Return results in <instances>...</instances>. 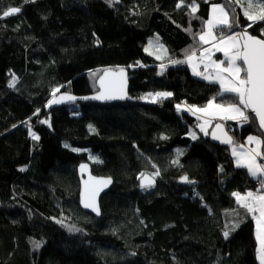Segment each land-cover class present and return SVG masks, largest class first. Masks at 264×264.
<instances>
[{"label": "trees", "instance_id": "obj_1", "mask_svg": "<svg viewBox=\"0 0 264 264\" xmlns=\"http://www.w3.org/2000/svg\"><path fill=\"white\" fill-rule=\"evenodd\" d=\"M178 3L0 0V264H260L253 214L232 195L255 192L259 182L234 164L230 149L264 136L257 121L228 120L234 144H213L218 121L202 134L200 118L187 109L236 97H218V83L171 61L204 48L199 36L210 5L223 6L257 38L264 22L248 27L239 4L228 0H195V13L193 0ZM9 7L21 11L3 17ZM148 40L166 48L162 60L145 50ZM120 67L129 81L124 103L45 110L59 92L87 95L104 69ZM160 91L172 95L145 100ZM82 162L113 180L100 198V218L78 203ZM142 173L154 179L151 187H141Z\"/></svg>", "mask_w": 264, "mask_h": 264}, {"label": "snow or ice", "instance_id": "obj_2", "mask_svg": "<svg viewBox=\"0 0 264 264\" xmlns=\"http://www.w3.org/2000/svg\"><path fill=\"white\" fill-rule=\"evenodd\" d=\"M230 2H236L240 4L246 3L248 9H253L258 7L259 11L253 13L248 9L244 10V16L251 22L248 27H252L256 22H264V0H230ZM183 0H180V3L177 4L179 8ZM214 9H218L220 12V17L216 20H208L205 23L209 26L208 32L201 33L199 39L203 43H209V39H215L213 37V29H219L223 33L224 29L227 28L231 30L234 27H239V24L235 21V18L229 19L228 12L225 11V8L221 5H213ZM197 10L195 6V0L191 6V11L195 13ZM21 11L18 7H9L7 10L3 11V17L10 16L12 14L19 13ZM262 37L257 38L255 36L247 34V32L240 33H230L223 34L220 36L215 47L217 51H223L226 57V67L222 65L225 61L220 60H211V54L208 55V59L211 60V65L215 68L214 75H204L201 72L196 71L198 65L193 66V74L203 76V79L208 80L210 83H218L220 91L217 93V96H222L223 94L230 93L236 97V101H228L225 103H217L216 97L209 99L207 104L203 108H198L195 105H191L187 110L192 112H202L211 116H219L222 120H235L240 123L241 126L257 121L259 128L264 130V29L261 30ZM240 36L244 38L243 45L240 44L239 40L235 37ZM99 43V41H97ZM163 48V45H160ZM147 51V49H145ZM207 51V50H204ZM195 50H185V60H172V64H183L188 62L190 66L193 58L195 57ZM159 58V57H158ZM204 59L203 53H201V60ZM237 61H242V65L238 64ZM163 67V66H162ZM209 64L204 65V70L207 72ZM121 74L124 73V69H120ZM244 75H241V74ZM226 74V75H225ZM103 80V77L101 78ZM14 82H9V87H13ZM59 89H54L53 92H57ZM153 97V102H156V98H167L172 95L170 92H157L155 94H149ZM123 99L121 96L113 95H99L91 97V99ZM74 100L75 97L70 95H65L60 98L58 101H49V105L52 103H59L63 100ZM84 99H88L85 97ZM177 111L181 110V106L177 105ZM248 110V111H246ZM39 112V109L37 110ZM44 121H42L43 123ZM207 123V121H206ZM91 129V125L89 126ZM216 129H221L222 138L217 136L215 132L213 133V139H220V142L223 144H234L233 137L229 136L226 132H223V126L220 124L216 125ZM94 131V129H92ZM201 131H204V126H201ZM192 136V139H197L196 135L192 132L189 133ZM205 135L207 133L205 132ZM34 139L38 137L33 134ZM248 143L256 142L264 147V140L256 136H248ZM75 151V149H73ZM178 155L182 154L180 150H177ZM233 155L238 156L239 158L236 161L237 167H245L248 174L257 179L260 183L261 189H264V162L257 163V158H260L264 161V152L258 151L256 149H249L245 153H237L236 149L233 148ZM95 159V158H93ZM241 159L245 163H241ZM177 161H174L176 163ZM85 167L81 165V168ZM23 170V169H22ZM158 175V173H156ZM143 176V173L141 174ZM182 180L188 183H194L190 181L187 177H182ZM106 181L105 183H109ZM152 186V181L149 180L148 183L141 181L142 188H148ZM233 197L236 198V203L245 208L247 213L253 214V219L257 220L258 227L261 229V233L258 234L257 239L261 244V248L258 249V252L264 251V194H260L258 190L256 193L247 192L243 196L238 192L232 193ZM82 203L83 199H82ZM84 207H91L97 215L100 214L99 208L94 204L84 203ZM259 211L260 217L255 216V212ZM235 227H238V223L233 225V230ZM69 231H80L74 226L69 227ZM225 238L229 236V232H224ZM34 247H39L40 243L33 241ZM261 264H264V255L260 256Z\"/></svg>", "mask_w": 264, "mask_h": 264}, {"label": "water", "instance_id": "obj_3", "mask_svg": "<svg viewBox=\"0 0 264 264\" xmlns=\"http://www.w3.org/2000/svg\"><path fill=\"white\" fill-rule=\"evenodd\" d=\"M230 1V0H228ZM247 32L246 30L242 29L240 26L237 27V32ZM249 34V32H247ZM250 35V34H249ZM240 43L243 45L244 38L240 37ZM242 65V61H240ZM120 69H124V73L121 74ZM103 77V80L101 78ZM95 87L96 90L84 95V96H75L71 93L66 92H59L55 96H53L50 100L58 101L62 96L70 95L72 97H75L74 100H63L59 103H52L49 105V101L45 106V110L49 112L52 108L55 107H61V106H70L79 102H90V103H97V104H111V103H124L128 99V88H129V81H128V73L125 68H106L104 69L96 78L95 80ZM113 95V96H123V99H91V97L99 96V95ZM87 97L88 99H84ZM220 124L223 126V132H226L229 136L230 133L226 130L225 125L219 121L217 122L210 131L209 138L210 141L218 146H224V147H231L229 144H223L220 142V139H213V133L217 136H220L222 138V132L221 129H216V125ZM258 124V122H257ZM259 127V125H258ZM260 132L264 136V130H261L259 128ZM81 165H84L85 167L81 168ZM78 182H79V190H78V203L82 211L89 213L90 215L100 218L101 216V209H100V198L108 192V190L113 185V180L110 176H99L92 174L91 167L89 163L82 162L77 165L76 167ZM144 181V183H148L149 180L152 181V185L154 184V179L151 178L148 175L142 176L140 178V184L141 181ZM106 181H110L109 183H105ZM82 199L84 203L88 204H94L96 207L99 208L100 214L97 215L96 212L92 210L91 207H84V203H82Z\"/></svg>", "mask_w": 264, "mask_h": 264}, {"label": "rangeland", "instance_id": "obj_4", "mask_svg": "<svg viewBox=\"0 0 264 264\" xmlns=\"http://www.w3.org/2000/svg\"><path fill=\"white\" fill-rule=\"evenodd\" d=\"M239 4V6L241 7V11H242V13L244 14V10L245 9H248V5L246 4V3H244V4H240V3H238ZM249 11H251V12H253V13H256V12H258L259 11V8L258 7H254L253 9H248ZM220 12H219V10L218 9H214L213 8V5H210L209 6V9H208V15H207V20L206 21H208V20H210V19H212V20H216L218 17H220ZM229 16V15H228ZM209 28V26L205 23L204 24V30H203V32L204 31H206V29H208ZM214 30V37H215V43H213V44H211V45H208V46H205L203 49H202V53H203V56H204V59L203 60H201V54H200V56L198 57V58H196V57H194L193 58V60H192V62H191V65L192 66H190L189 65V63H188V65L190 66V68H191V70H192V73H193V66H196V65H198V67H196V71L197 72H201V73H203L204 75H212V73H210L211 71H213V74L215 73V68H213L212 67V65H210L208 62H206L205 61V59H207L208 61H210L207 57H208V55L209 54H211V58L212 59H215V55L217 54H214L213 53V51L212 50H216V47H215V45H216V43H217V41L219 40V38H220V36L221 35H223L224 34V32L223 33H221L220 32V30L217 28V29H213ZM202 32V33H203ZM235 39H237V40H239V42H240V39H239V36H237V37H235ZM202 43V42H201ZM241 44V43H240ZM160 45H162L161 43H159V42H156V41H154V40H148L146 43H145V45H144V48L145 49H147V52L149 53V54H151L155 59H157V60H162L164 57H165V55L167 54V50H166V48L163 46V48H161L160 47ZM204 50H207V51H204ZM209 52V54L207 55V53ZM221 53H222V55H223V57H222V59H217V60H220V61H225V63L222 65L223 67H226L227 66V64H226V57H225V54H224V52L223 51H220ZM159 57V58H158ZM197 59V60H196ZM240 61H237V63L238 64H240L239 63ZM205 64H209V68H208V70H207V72H205V70H204V65ZM199 68H201L202 70H199ZM226 75V74H225ZM241 75H244L243 73L241 74ZM195 76H198L199 78H203V76H200V75H195ZM160 92H167V91H160ZM155 93H157V92H155ZM155 93H150V94H155ZM148 96V97H147ZM145 100L146 101H148V100H150V101H152L153 102V97L151 96V95H146L145 97ZM160 99H163V98H159V97H157L156 98V101L157 100H160ZM192 112V111H191ZM194 115H196L197 117H199L200 119H199V123H198V126H197V129H198V131L199 132H201L202 134H205V132L208 134V131H209V128H210V126H211V120L210 119H205L204 117H202V116H200L199 115V113L197 112H192ZM199 115V116H198ZM214 121L215 120H217L218 122L219 121H221L224 125H225V127H226V130L230 133V135H231V130L230 129H228L227 128V126H226V122L228 121V120H222V119H213ZM206 121H207V123H206ZM229 121H232V120H229ZM235 121V120H234ZM204 126V131H201V126ZM192 137V136H191ZM246 141V140H245ZM245 142H243V143H241V142H239V143H236L234 146L237 148V147H240V146H245V147H247L248 149H251L252 147L251 146H248V143H247V141H246V144H244ZM233 146V147H234ZM233 147H231V149L233 148ZM260 151H261V145H260ZM247 170V169H246ZM258 181V180H257ZM258 183V182H257ZM257 228V223H256V225H255V229ZM258 242V241H257ZM259 248H261V244L260 243H258L257 244V251H256V258H257V260H258V262L261 264V259H260V256L261 255H264V251H262V252H258V249Z\"/></svg>", "mask_w": 264, "mask_h": 264}, {"label": "crops", "instance_id": "obj_5", "mask_svg": "<svg viewBox=\"0 0 264 264\" xmlns=\"http://www.w3.org/2000/svg\"><path fill=\"white\" fill-rule=\"evenodd\" d=\"M206 32H208V29H206V31H204L203 33H206ZM213 32H214V30H213ZM213 37H214V33H213ZM213 43H215V39H209V43H203L202 42V44L204 45V47L205 46H208V45H211V44H213ZM213 51V53L214 54H216V53H218V54H220V58H216V56H215V59H212L211 58V60H217V59H222V57H223V55H222V53L220 52V51H217V50H212ZM202 53V50L200 51V52H198V53H196V55H195V57L196 58H198L199 56H200V54ZM209 54V52L207 53V55ZM197 60V59H196ZM211 60L210 61H208L207 59H205V61L206 62H208L210 65H211ZM213 67V66H212ZM214 68V67H213ZM199 70H202L201 68H199ZM210 73H212V75H214L213 74V71H211ZM204 107V106H203ZM203 107H200V108H203ZM197 113V112H196ZM199 113V115L200 116H202V117H204L205 119H210L211 121H213V119H220V117L219 116H211V115H208V114H205V113H202V112H198ZM198 115V116H199ZM233 121V120H232ZM248 138V137H247ZM247 138H246V141H247ZM246 141H245V143L244 144H246ZM248 143V142H247ZM248 146H251L252 148L251 149H256V150H258V151H260V144H258V143H256V142H252V143H248ZM233 147V146H232ZM233 148H235L236 149V151H237V153H245V152H247L249 149L247 148V147H245V146H240V147H233ZM233 148L232 149H230L231 150V156H232V159H233V162H234V164L236 165V161H237V159L239 158L238 156H234L233 155ZM262 162H264V161H262L260 158H257V163H262ZM241 163L243 164V163H245V161L243 160V159H241ZM242 168H245V167H242ZM246 169V168H245ZM258 190L260 191V194H264V189H261V186H260V183H258ZM257 190V191H258ZM257 191H255V192H253V193H256ZM257 212V214H256V217L257 218H259L260 217V213H259V211H256ZM256 223H257V220L255 219V225H256ZM254 233H255V238H256V242L258 241V239H257V236H258V234H260L261 233V229L258 227V224H257V228L256 229H254ZM258 243H260L259 241L257 242V244Z\"/></svg>", "mask_w": 264, "mask_h": 264}]
</instances>
